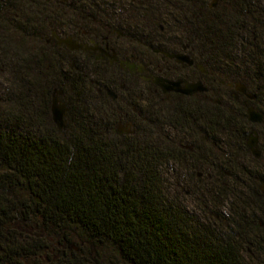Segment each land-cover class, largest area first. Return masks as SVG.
<instances>
[{"label":"trees","instance_id":"trees-1","mask_svg":"<svg viewBox=\"0 0 264 264\" xmlns=\"http://www.w3.org/2000/svg\"><path fill=\"white\" fill-rule=\"evenodd\" d=\"M116 1L136 12L137 37L156 30L163 45L170 33L142 21H173L177 45L220 81L222 71L249 79L257 99L164 93L49 42L65 24L106 31L105 0H0V72L15 74L2 101L39 129L0 119V264H264V167L238 161L252 154L245 103L264 107V0H225L214 14L193 0ZM61 88L62 131L51 112ZM134 107L135 134L118 135ZM193 196L204 213L184 200Z\"/></svg>","mask_w":264,"mask_h":264},{"label":"flooded vegetation","instance_id":"flooded-vegetation-1","mask_svg":"<svg viewBox=\"0 0 264 264\" xmlns=\"http://www.w3.org/2000/svg\"><path fill=\"white\" fill-rule=\"evenodd\" d=\"M193 1L196 2L195 7L198 9V11L201 8L202 12L204 11L206 13L212 12L214 14L217 13L218 10L222 8L225 0H193ZM71 7L74 6L71 5ZM131 13L132 14H130L127 11L124 13L126 17L125 16L120 17L119 15L118 16L112 15L105 11L104 15L106 17V21L103 23L105 24L104 27L106 28V31L98 30V28H95L93 31H90L84 29L83 26H85V24H83V26L82 25L79 26L80 28L78 32L74 31L72 33L71 32L66 33L63 31L62 32L53 31V36L49 40V42L51 41L54 44L56 43L61 49L68 51L69 53L83 54L90 58H94L97 61H102L112 66L119 67L127 75L140 79L141 81L149 84L150 86L152 84L156 85L152 81L153 78L156 76L166 77L171 80H185L189 82L202 81L208 87L209 89L208 93L211 94L210 96L211 98L216 93L215 87L216 88L220 87L219 85H222V87H226L232 90L233 91L232 96L235 98L236 97L247 98V96L244 93L236 90L235 88V84L241 81H230V82L225 80L220 81L217 77L214 76L213 70L210 69V67L206 66L201 58L190 54L186 46L181 44L177 45L175 43L178 39L176 40L172 38L171 35V27L174 25L173 21L167 19H165L164 21H159V20L142 21L147 24H153V26H157L159 32L165 30L168 33H170L168 36L169 38L167 37V41L163 45H161V43L157 41V37L155 34L156 30L152 31V33H146L142 39L137 37V35L139 34L129 25L133 23L135 24L136 22L135 19L130 20L129 17L134 18L136 12L132 11ZM89 16L91 17V15ZM90 17L86 19L87 24L91 23ZM95 22H97L96 19ZM98 23L101 24L100 22ZM54 33H56L60 38L72 37L80 44L88 45L90 47H96V50L94 49L71 50L68 47H66L64 44H60L59 39L54 35ZM157 49H159L161 52H157L156 51ZM164 52L189 56L191 58L192 64H190L188 61L181 62L178 61L177 58L168 57L164 54ZM113 54H116L120 60H128L133 63L143 65L145 70L143 72H140L139 69L137 68L136 70H134V72H131L130 70L122 69L119 63L111 64L110 55ZM75 63L76 62L73 60L71 62L70 67L71 68L76 67ZM145 77L151 78V80H146ZM247 88L248 91L250 92L248 86ZM56 90H60V89H56ZM116 93L119 97L120 94L118 92ZM171 93L177 94L175 92H171ZM54 94L55 92L53 93V97ZM63 94H64V90L60 95V99L62 102H65L62 98ZM196 94L198 93H195L194 95ZM250 106H252V104ZM139 114H140L139 109L137 107H134L133 112L132 113L127 112L118 121V124L132 122L136 128V122H137L136 116ZM67 117H68V113H67Z\"/></svg>","mask_w":264,"mask_h":264},{"label":"water","instance_id":"water-1","mask_svg":"<svg viewBox=\"0 0 264 264\" xmlns=\"http://www.w3.org/2000/svg\"><path fill=\"white\" fill-rule=\"evenodd\" d=\"M54 35L59 39L60 44H64L66 47H68L71 50H85V49H94L96 50V47H90L88 45H83L74 40L72 37L67 38H60L56 33ZM157 52H161L159 49L156 50ZM164 54L171 58H177L178 61H188L190 64H192L191 58L186 55H178V54H171L164 52ZM111 58V64L119 63L122 69L130 70L131 72H134L137 68L140 72H143L145 70L143 65H139L136 63H133L128 60H120L116 54L110 55ZM146 80H151V78H146ZM153 83L159 86L164 93H181L187 96H192L195 93H205L208 92V87L202 82H189L185 80H171L166 77L156 76L153 78ZM185 83V85H184ZM236 90L244 93L248 99L250 100H256L257 95L255 93H251L248 91L247 85L243 82H238L235 84ZM63 90H56L52 105H51V112H52V119L53 122L56 124V126L59 128V130H65L68 128V122H67V113L69 111V107L65 102H62L60 99V95L62 94ZM107 93L112 97V99L116 100L118 95L114 90L108 89ZM217 102L220 103V101L217 99ZM248 119L253 124H262L264 122V113L258 110L254 105L250 106L247 110ZM136 128L135 125L132 122L127 123H119L117 126V133L120 136L124 135H132L135 134ZM247 146L251 150L252 154L256 158H260L262 156V151L259 147V138H258V131L256 129H253L250 133L248 140H247ZM190 148H193V146H189ZM198 176H202V173H199ZM260 189L262 193L264 194V182L261 184ZM190 193V191H188ZM264 226V223H262Z\"/></svg>","mask_w":264,"mask_h":264},{"label":"rangeland","instance_id":"rangeland-1","mask_svg":"<svg viewBox=\"0 0 264 264\" xmlns=\"http://www.w3.org/2000/svg\"><path fill=\"white\" fill-rule=\"evenodd\" d=\"M105 1H106L107 5L104 6L103 9L107 13H110L112 15H116V16L119 15L120 17H123V16H125L124 13L127 12L128 10H130L126 6H122L116 0H105ZM135 21H137V20L135 19ZM72 24H76V22L74 21V23H72ZM62 29H63L62 31L66 32V33L74 32V28H72V26H70V24H65L64 28H62ZM86 29L88 30V27H86ZM54 31H56V30H54ZM51 38L52 37H50L49 40ZM12 44L13 43L11 42V46H12ZM11 53H15V52H11ZM234 57H237V54H234ZM13 58H14V56H9V58H7V59H13ZM8 62H11V61L7 60V63ZM75 62H80V61L78 59H76ZM8 69H10V68L7 67L6 70H4L3 72H0V116H1L0 119L1 118L4 119V123H5V127L6 128L16 127V125H17V127H19V130L29 131V129H28V127H29L31 130L39 132V129L37 128V123L38 122L36 120H34V119L31 120V121H27L26 123H23V122L22 123H16L15 119H16V116L18 115V108H16L11 103H7V101H2V98H4V97L7 98L6 94H9L10 96L12 94H14V91L12 90V87H13L12 83H13V81H15V78L13 77L15 74L13 73V71H9ZM228 76H233V75L232 74H225V71L221 72V80L226 78V77H228ZM246 81L248 82V84L250 86V87L248 86L249 89L252 90L250 92L251 93L255 92V93L259 94V91H258V88L256 87V85L253 84L252 82H250L249 79L246 80ZM215 90H216L215 92L217 94V98L219 100H222V101H227L229 99V97L233 93L232 90L227 89L226 87H217V88L215 87ZM140 104L143 105L141 102H140ZM256 104H255V106L257 107V109L258 110L261 109V112L264 113V111H262L263 108H264L263 104L261 102H257ZM249 106H250V104H248V103L246 104L245 103L246 109H248ZM262 124H264V122ZM262 124H256L254 126V129H256L258 131L259 147H260V149L262 151V154L264 155V126L261 127ZM253 158H255V157L251 153L247 154L244 150H242L238 161H239L240 165H244L245 167H264V157L261 158L260 161H254ZM263 170H264V168H263ZM193 184L196 185L195 181H194ZM188 191H190V193H191V189L190 188L189 189H186V188L183 189V193H185L187 195L190 194V193H188ZM184 200L187 202V204L191 208H193V207L197 208V210L200 211V213L201 212H203V213L205 212V210L203 209L204 206H202L200 204L201 201H199L198 196L184 197ZM209 210H211L214 213L217 212V208H215L214 205H210L209 209H207V212Z\"/></svg>","mask_w":264,"mask_h":264}]
</instances>
